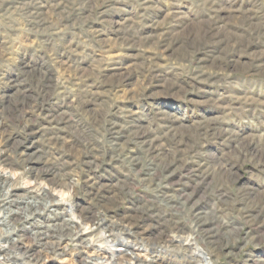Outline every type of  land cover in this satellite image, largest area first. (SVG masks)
Wrapping results in <instances>:
<instances>
[{
  "label": "rangeland",
  "instance_id": "1",
  "mask_svg": "<svg viewBox=\"0 0 264 264\" xmlns=\"http://www.w3.org/2000/svg\"><path fill=\"white\" fill-rule=\"evenodd\" d=\"M103 235L120 264H264V0H0V264Z\"/></svg>",
  "mask_w": 264,
  "mask_h": 264
},
{
  "label": "bare ground",
  "instance_id": "2",
  "mask_svg": "<svg viewBox=\"0 0 264 264\" xmlns=\"http://www.w3.org/2000/svg\"><path fill=\"white\" fill-rule=\"evenodd\" d=\"M3 175H5V176H8L9 178H11V179H15V177H16V175L14 174V173H4ZM27 185H30V183H27ZM54 194V193H53ZM55 196L56 197H58L59 199H65V198H63L64 197V195H63V193L62 192H56V194H55ZM62 201V200H61ZM69 209H71L72 210V207L71 206H69ZM75 217V216H74ZM70 220V219H69ZM71 221V220H70ZM80 223V222H79ZM80 229H81V227H80ZM79 229V230H80ZM81 233H83V232H81ZM102 238H103V242L101 243V245H99V251H101V252H104L105 254H108V255H106L105 257H103V258H99L98 260H95L92 264H120V262L118 263V262H116L117 261V254H119L121 251H123V248H118L117 249V245H115V244H112V242L111 241H109V239H107L104 235L102 236ZM91 242V244H94L93 242V240H91L90 241ZM99 242V241H98ZM98 244V243H97ZM123 247H127V246H123ZM5 247L4 246H2L1 245V243H0V260H1V253H2V251L3 250H5L4 249ZM8 251V250H7ZM118 252V253H117ZM127 252L129 253V252H131L130 250H127ZM197 255H199V256H204V253H203V251L198 247V246H196L195 247V251H194ZM202 258H204V257H202ZM9 259H11V258H9ZM132 260V259H131ZM120 261V260H119ZM31 263V262H30ZM122 263H125V264H131L129 261L127 262V261H124V262H122ZM134 263V262H133ZM206 264H209V262L208 261H206Z\"/></svg>",
  "mask_w": 264,
  "mask_h": 264
},
{
  "label": "water",
  "instance_id": "3",
  "mask_svg": "<svg viewBox=\"0 0 264 264\" xmlns=\"http://www.w3.org/2000/svg\"><path fill=\"white\" fill-rule=\"evenodd\" d=\"M203 257H204V260H205L206 259V256L204 255Z\"/></svg>",
  "mask_w": 264,
  "mask_h": 264
}]
</instances>
